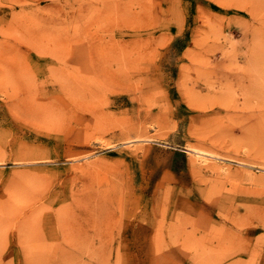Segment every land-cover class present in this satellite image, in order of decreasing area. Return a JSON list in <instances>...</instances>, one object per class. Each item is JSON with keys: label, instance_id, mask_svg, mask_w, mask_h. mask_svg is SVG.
Here are the masks:
<instances>
[{"label": "rangeland", "instance_id": "1", "mask_svg": "<svg viewBox=\"0 0 264 264\" xmlns=\"http://www.w3.org/2000/svg\"><path fill=\"white\" fill-rule=\"evenodd\" d=\"M263 163L264 0H0V264H264Z\"/></svg>", "mask_w": 264, "mask_h": 264}, {"label": "bare ground", "instance_id": "2", "mask_svg": "<svg viewBox=\"0 0 264 264\" xmlns=\"http://www.w3.org/2000/svg\"><path fill=\"white\" fill-rule=\"evenodd\" d=\"M219 1V0H218ZM221 1V0H220ZM219 3H221L222 4V2H219ZM141 9H143V7L141 8ZM142 21V18H141V16H138V18H137V20H136V23L134 24V25H132V26H137V25H139L140 24V22ZM143 24H140V26H142ZM137 28H139V26L137 27ZM136 28V29H137ZM129 31V30H128ZM128 35L129 36H131L130 35V31H129V33H128ZM137 36H139V35H137ZM154 41H155V37H153V35H150V36H148V38H146V37H144V38H141L140 39V37L139 38H135V39H132V38H130L129 37V39H128V41L125 43V45H123L122 46V53H121V55L124 57V59L126 60V61H128L130 64H132V66L134 67L133 69H130V72H132V71H136L135 73H137V75H139L140 77H145L146 76V69H147V65H149V64H147L146 65V59L147 58H149L148 57V54L151 56V53H149V51L151 50L150 48H151V46H152V44L154 43ZM156 46V45H155ZM153 49H155L154 47H152V50L151 51H154ZM150 51V52H151ZM152 54H153V52H152ZM152 58V57H151ZM150 61V60H149ZM148 61V62H149ZM202 66V65H201ZM209 66V65H208ZM211 69V68H210ZM201 71V69H198V74H199V76L201 77V76H203V75H201L202 74V72H200ZM210 71V70H209ZM209 71H207V72H209ZM149 73V72H148ZM209 74V73H208ZM143 75V76H142ZM132 76V75H131ZM208 75L206 74V72H205V75L203 76V79H202V84L203 85H205V88L207 87L208 89H210L209 88V85H210V81H209V79H208V77H210V75L207 77ZM133 77V76H132ZM195 77V76H194ZM196 78V77H195ZM195 78H193V79H195ZM151 80V79H150ZM147 81V80H146ZM137 82V81H136ZM126 83H130L129 82V79H128V81L126 82ZM194 83V82H193ZM144 84V82L142 83V85ZM145 84H147L146 82H145ZM200 85V84H199ZM196 86V85H195ZM138 88H140L139 86H137ZM150 87V86H149ZM192 88H193V86H192ZM196 88V87H195ZM202 88V87H201ZM142 89V88H141ZM148 91V90H147ZM144 92V91H143ZM141 93V92H140ZM142 94V93H141ZM149 94H151L150 92H149ZM146 95V94H145ZM198 95H201V94H198ZM151 96V95H150ZM169 96V95H168ZM198 97H200V96H197V99H198ZM202 98V97H201ZM206 98V97H205ZM199 100V99H198ZM208 99H206V101H207ZM200 101H202L201 103H203V100H200ZM199 101V102H200ZM209 101V100H208ZM195 104H196V102H195ZM200 104V103H199ZM204 105V104H203ZM200 106V105H199ZM196 107V106H195ZM208 106H204V107H202V108H207ZM144 108V107H143ZM158 108V107H157ZM149 110H150V108H149ZM149 110H147V111H149ZM158 110V109H157ZM146 111V112H147ZM159 111V110H158ZM151 112V111H150ZM154 112H156V111H154ZM148 113V112H147ZM147 113H146V115H147ZM156 113H158V112H156ZM165 114V113H164ZM207 113L205 112V115H206ZM149 115V114H148ZM160 115V114H159ZM151 116H153L152 118H154L155 116L154 115H151L150 114V117ZM158 116V115H157ZM203 116V115H202ZM160 118V117H159ZM203 118V117H202ZM152 120V119H151ZM151 120H150V122H151ZM155 120H157V118L155 119ZM144 121V120H143ZM146 121H147V119H146ZM149 121V120H148ZM154 121V120H153ZM159 121V120H158ZM136 140V139H135ZM140 140V139H139ZM150 140V139H149ZM200 148H202V147H200ZM200 148H191V149H189L190 151H192V152H194L197 156H199V157H201V158H220L218 155H216V154H214V153H212V152H210V150L209 151H207V150H204V149H200ZM203 148H205V147H203ZM211 149V148H210ZM211 150H213V149H211ZM217 153V152H216ZM194 154V155H195ZM196 158H198V157H196ZM222 158H224V157H222ZM200 159V158H199ZM225 159V158H224ZM226 159H227V157H226ZM229 159V158H228ZM231 159V158H230ZM196 160V159H195ZM220 160V159H219ZM236 160V159H235ZM242 160V159H241ZM233 161V160H232ZM246 161V160H245ZM239 162V161H238ZM240 163H242V162H240ZM239 163V164H240ZM247 163V162H246ZM254 163V162H253ZM243 164V163H242ZM264 164V163H263ZM243 165H245V163L243 164ZM250 166V165H249ZM257 167V166H256ZM261 166H259V168H260ZM261 168H263V167H261ZM264 169V168H263ZM247 206V205H246ZM263 206V205H262ZM254 207V206H253ZM256 205H255V209H256ZM252 208V207H251ZM253 208V209H254ZM260 208V207H259ZM258 209V208H257ZM260 211H262V209H260ZM263 211H264V208H263ZM264 213V212H263ZM238 214V213H237ZM262 216V215H261ZM264 217V216H263ZM236 218V217H235ZM242 232V231H241ZM241 232H240V234H241ZM236 234L237 233H239V232H235ZM235 234V235H236ZM234 235V234H233ZM239 235V234H238ZM28 237H27V239H29V235H27ZM231 236H232V234H231ZM237 236V235H236ZM30 238H31V236H30ZM168 238H169V236H168ZM161 239V238H160ZM169 240V239H168ZM198 240V239H197ZM27 241V240H26ZM200 242H201V240H200ZM197 243V242H196ZM240 246H242V245H240ZM28 249V248H27ZM244 249V248H243ZM246 249H244V251H245ZM26 251H28V250H26ZM240 251H242V250H240ZM243 251V252H244ZM246 251H248V250H246ZM245 251V252H246ZM209 253V252H208ZM27 254V253H26ZM209 254H212L213 256H214V254L213 253H209ZM223 254V253H222ZM222 254H220V255H222ZM220 255H219V257H217V258H220ZM29 256V255H28ZM216 256H217V254H216ZM211 258V257H210ZM216 258V257H215ZM216 258V259H217ZM214 259V258H213Z\"/></svg>", "mask_w": 264, "mask_h": 264}]
</instances>
